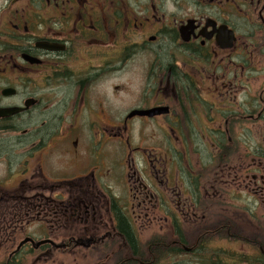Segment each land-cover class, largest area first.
Segmentation results:
<instances>
[{
  "label": "flooded vegetation",
  "instance_id": "1",
  "mask_svg": "<svg viewBox=\"0 0 264 264\" xmlns=\"http://www.w3.org/2000/svg\"><path fill=\"white\" fill-rule=\"evenodd\" d=\"M8 109L0 264H264V0H0Z\"/></svg>",
  "mask_w": 264,
  "mask_h": 264
},
{
  "label": "rangeland",
  "instance_id": "2",
  "mask_svg": "<svg viewBox=\"0 0 264 264\" xmlns=\"http://www.w3.org/2000/svg\"><path fill=\"white\" fill-rule=\"evenodd\" d=\"M125 96V95H124ZM123 96V99H124ZM129 104V101L125 100V106ZM204 128L208 127L211 128L212 125L205 124L203 125ZM207 134L206 130H201L200 133L197 135V139H202V135ZM240 136V133L237 134V137ZM212 253L216 254V256H220V258L223 260L220 262V264H225V262L228 259H232L235 257L238 258H245L248 254L247 247L244 243L236 242V243H220L216 246L215 249H212V252L209 253V256L211 257ZM228 263V262H226Z\"/></svg>",
  "mask_w": 264,
  "mask_h": 264
},
{
  "label": "water",
  "instance_id": "3",
  "mask_svg": "<svg viewBox=\"0 0 264 264\" xmlns=\"http://www.w3.org/2000/svg\"><path fill=\"white\" fill-rule=\"evenodd\" d=\"M18 110H0V117H7L17 113Z\"/></svg>",
  "mask_w": 264,
  "mask_h": 264
},
{
  "label": "trees",
  "instance_id": "4",
  "mask_svg": "<svg viewBox=\"0 0 264 264\" xmlns=\"http://www.w3.org/2000/svg\"><path fill=\"white\" fill-rule=\"evenodd\" d=\"M201 256L196 255L194 259H199ZM191 262V261H190ZM191 264V263H190Z\"/></svg>",
  "mask_w": 264,
  "mask_h": 264
}]
</instances>
